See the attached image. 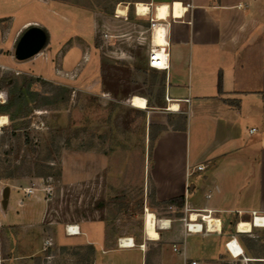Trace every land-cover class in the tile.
<instances>
[{
	"label": "crops",
	"instance_id": "crops-1",
	"mask_svg": "<svg viewBox=\"0 0 264 264\" xmlns=\"http://www.w3.org/2000/svg\"><path fill=\"white\" fill-rule=\"evenodd\" d=\"M124 1L149 4L154 18L156 5H169L164 23L169 68L156 69L163 74L158 103L149 106L146 99L142 110L150 118L164 103L167 107L176 102L179 107L176 111L163 107L166 120L160 122L146 160L141 209L130 214L141 217V233H116L112 224L125 213L114 207L113 218L108 217L110 210L103 203L106 193H101L103 180L88 176L91 165L85 158L78 165L82 168V207L76 219L61 221L51 213L44 220L46 208L34 206L40 196H23L26 186L15 192L8 185L4 221L40 235L28 257L40 247L59 245L87 249L88 260L81 259L79 264H184L186 257L206 264L229 254L225 242L234 235L227 230L228 220L235 218L238 224L247 221L249 213L264 215V0ZM175 2L180 3L178 16H174ZM100 13H89L68 0H0V64L13 65L19 37L37 25L47 32L44 51L60 52L63 68L73 69L67 68L63 56L72 51L83 58L88 47H95L92 42ZM95 82L100 83V74ZM169 116H178L180 121H169ZM252 127L256 130L250 132ZM92 162L95 170V159ZM198 165L204 168L198 170ZM149 181L157 203L177 206L179 200L195 214L210 210L211 215L204 217L207 233L187 232L179 217L188 212L181 210L168 212L170 226L146 229L145 212L161 216L150 202ZM89 194L92 203L85 200ZM235 238L242 247L238 257L242 264L248 259L264 262V248L261 254L253 253L244 237ZM129 239L133 245H122ZM173 244L184 245L186 257L174 252Z\"/></svg>",
	"mask_w": 264,
	"mask_h": 264
},
{
	"label": "rangeland",
	"instance_id": "rangeland-1",
	"mask_svg": "<svg viewBox=\"0 0 264 264\" xmlns=\"http://www.w3.org/2000/svg\"><path fill=\"white\" fill-rule=\"evenodd\" d=\"M68 1L83 5L89 13L101 12L92 42L95 47H88L83 58L72 51L63 56L67 68L74 66L73 69L63 68L60 52L46 53V44L26 60H16L13 65L0 64V264H79L81 259L88 260L87 249L59 245L43 250L40 247L35 255L28 257L34 251L31 245L40 235L37 231L6 225L1 206V192L6 185L21 192L23 186L35 181L39 188L50 186L48 191L35 192L40 199L34 206H44L48 212L44 220L50 219L51 213L61 221L76 219L82 207L79 185L82 168L78 165L83 158L91 165L88 176L103 180L101 193H106L103 203L107 212L110 210L108 217L113 218L114 207L125 213L119 220H112L116 233L139 235L140 227L143 228L141 217L130 214L141 209L146 160L150 159L160 122L166 120L163 114L166 103L156 108L150 118L142 110L146 108V99L149 106L158 103L163 79V74L151 69L147 61L148 52L155 46L152 10L144 2ZM104 33L108 34L107 38H103ZM99 74L100 83H93ZM24 81L35 94L26 96V104L13 105L5 111L3 106L16 95L12 92L14 84L20 86ZM58 86L65 88L61 98L55 101L47 98L58 91ZM36 101L43 105L35 107ZM169 121L180 120L178 116H169ZM87 189L91 191V187ZM153 192L150 182V202L156 204L159 215H171L164 203L152 199ZM85 200L92 203V194ZM247 217L250 221L251 214ZM236 221L228 220L227 230L234 237H244L252 252L261 254L264 227L252 226L251 231L239 233ZM202 233H207L205 228ZM46 256L52 257L46 259ZM248 260L251 261L246 264H264ZM206 263L242 264L230 254Z\"/></svg>",
	"mask_w": 264,
	"mask_h": 264
},
{
	"label": "built area",
	"instance_id": "built-area-1",
	"mask_svg": "<svg viewBox=\"0 0 264 264\" xmlns=\"http://www.w3.org/2000/svg\"><path fill=\"white\" fill-rule=\"evenodd\" d=\"M135 11H136V8H135ZM152 20V29L154 30V26L155 24L157 23L155 20H154V17L151 18ZM162 24L165 23V19H163L162 21H160ZM165 25V24H164ZM107 38L108 37V34L107 33H104L103 34V38ZM166 40V38H165ZM103 44H101L99 46L102 47ZM166 46H167V41H165V44L162 45V46H153L150 51L148 52V58H147V61H148V66L151 67V68H156V69H160V70H167L169 68V58H168V51L166 50ZM161 54V56H160ZM166 100L168 102V97H166ZM187 101V100H186ZM169 106H167L166 108H168ZM256 128L255 127H252L250 128V132H253L255 131ZM196 168L198 170H201L204 168L203 165H198L196 166ZM36 182L33 181L31 183V185L27 186V187H24L23 188V191L25 194L27 195H34L35 192L39 189H43V190H49L50 186H46V185H43L44 187L43 188H39L38 186H36ZM166 211L167 212H171V211H177V210H181L183 212H188V215H183V216H180L179 219L183 222V225H184V228L187 232H200L203 230V228L207 229V221L205 220L204 216H210L211 215V211L208 210L206 212V214H201V213H196L197 216L196 218L193 220L191 218V214L192 212L189 210V208H187L185 205H183L180 209H178L177 206H173V205H167L166 206ZM146 212H145V216H144V220L146 218ZM255 214V212H252L251 213V217ZM153 220H154V224L157 225V226H160V227H163V226H170V217L168 216H160V217H155L153 215ZM72 226V225H71ZM78 229V228H77ZM225 247L228 251V253L231 255V257L233 259H238V257L242 254V247L240 245V243L237 241V239L235 237H231L229 238L226 242H225ZM172 250L174 252H178L180 254H182L183 256L186 257V249H185V246L184 245H176V244H173L172 245ZM238 251H240V254L238 253ZM184 264H204L203 262L197 260V259H192V258H189V257H186V260L184 262Z\"/></svg>",
	"mask_w": 264,
	"mask_h": 264
},
{
	"label": "bare ground",
	"instance_id": "bare-ground-1",
	"mask_svg": "<svg viewBox=\"0 0 264 264\" xmlns=\"http://www.w3.org/2000/svg\"><path fill=\"white\" fill-rule=\"evenodd\" d=\"M168 9L169 5L168 4H158L156 5L155 9V18L154 20L157 22L154 26V37H153V43L155 46H162L165 44V31L166 27L164 24H162L160 21L166 18L168 15ZM180 3L175 2L174 4V16H178L180 14ZM116 14V13H115ZM117 15V14H116ZM161 56V54H160ZM168 110L176 111L178 110V105L176 102H170L168 105ZM205 215V214H204ZM196 214L192 213L191 218L194 220L196 218ZM204 217H209V216H204ZM252 226H257V227H264V215H256L254 214L252 216V222L248 221H240L237 224V230L239 232H249L252 229ZM144 227L146 229H153L155 227L154 220H153V215L148 211L146 214L145 222H144ZM71 230H76L75 227L73 228L71 226ZM76 232V231H75ZM128 239V238H127ZM122 245H133L132 240H123ZM240 253V251H238Z\"/></svg>",
	"mask_w": 264,
	"mask_h": 264
},
{
	"label": "water",
	"instance_id": "water-1",
	"mask_svg": "<svg viewBox=\"0 0 264 264\" xmlns=\"http://www.w3.org/2000/svg\"><path fill=\"white\" fill-rule=\"evenodd\" d=\"M47 42V32L40 26L32 25L24 30L19 37L15 49L14 57L17 60H26L38 54ZM10 187L6 185L1 192V206L6 208ZM209 264V263H206Z\"/></svg>",
	"mask_w": 264,
	"mask_h": 264
},
{
	"label": "trees",
	"instance_id": "trees-1",
	"mask_svg": "<svg viewBox=\"0 0 264 264\" xmlns=\"http://www.w3.org/2000/svg\"><path fill=\"white\" fill-rule=\"evenodd\" d=\"M151 69L156 70V68H151ZM26 82L27 81H24V83L21 84L20 86H18L17 84H14V86H13L14 91H12V92L13 93L15 92L16 95H15V97L11 96L8 103L5 106H3L5 111H8L10 109V107H12L13 105L18 106V105L26 104V96L35 94V92L29 91V87H28ZM219 84H220V82H219ZM64 89L65 88L58 86V91H56L50 97L47 96V98H50L51 100H54V101L61 98L62 91ZM12 92H10V93H12ZM42 105L43 104H41V102H38V101H36L34 104L35 107H41ZM169 201H174V200H169ZM176 203H177V206H182V201L177 200ZM178 215H180V214H178Z\"/></svg>",
	"mask_w": 264,
	"mask_h": 264
}]
</instances>
